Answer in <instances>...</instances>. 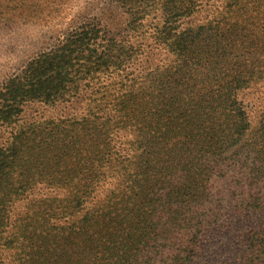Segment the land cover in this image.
<instances>
[{
  "label": "rangeland",
  "instance_id": "obj_1",
  "mask_svg": "<svg viewBox=\"0 0 264 264\" xmlns=\"http://www.w3.org/2000/svg\"><path fill=\"white\" fill-rule=\"evenodd\" d=\"M192 29L199 36L183 51L177 38ZM80 31L88 34L65 46L76 58L53 62L55 72L69 65L81 72L70 90L53 101H27L14 122H0V168L10 160L11 135L19 126L35 124L41 135H56L37 156L46 158L45 165L28 158L34 169L22 180L13 172L0 177V264H40L32 256L47 228L56 238L86 226L110 229L132 212L124 205L131 194L154 198L179 187L180 176L158 164L179 165L182 177L191 149L229 132L222 114L231 107L220 91L233 78L235 86L248 82L236 99L249 127L232 145L223 144L217 155L223 164L198 192L207 216L220 215L186 264H244L247 234L264 233V151L262 159L252 152L264 149V0H0V86ZM79 75L84 78L77 80ZM66 82L53 83L62 88ZM127 90L132 94L124 117L132 126H112L108 145L93 144V121L111 117L113 123L115 111L105 105ZM165 148L184 153H177L176 162L151 153ZM240 149L247 150L243 157L230 158ZM128 175L131 183L122 194ZM90 250L81 257L100 254V248ZM125 251L111 264L131 263ZM62 252L46 264H97Z\"/></svg>",
  "mask_w": 264,
  "mask_h": 264
},
{
  "label": "trees",
  "instance_id": "obj_2",
  "mask_svg": "<svg viewBox=\"0 0 264 264\" xmlns=\"http://www.w3.org/2000/svg\"><path fill=\"white\" fill-rule=\"evenodd\" d=\"M169 1L175 3L181 0ZM189 31L183 34V38H177L180 42L177 46L183 51H190L192 49L189 47L190 44L199 36L197 30L192 29ZM87 34L88 31H80L75 34L78 35L77 39H72L74 35H70L57 48L46 52L42 57L33 59L23 74L12 77L0 86L1 124L10 125L14 122L22 111L23 104L27 101H53V99L56 100L63 97L70 90L72 87L70 84L74 82L75 74L78 75L81 72L72 71V68H69L71 65L64 66L65 68L61 67L55 72L56 66H53V62L64 65L70 62V59L76 58L77 54L67 53L65 46L68 43L71 46H76ZM74 52H79V50L75 48ZM102 56L98 55L97 59ZM85 70L87 72L91 71L90 69ZM96 71L98 70L96 69L92 72ZM83 78L80 75L77 76V80ZM55 81H58V83L68 81V83H64L61 88L57 85L58 83H53ZM234 81L238 83V78L236 80L233 78L225 87L223 86L224 91H220L223 95L224 103L231 107L226 116L222 114L225 120L222 123H224L225 130L227 129L229 132H217L213 138V144L205 142L206 146H197L198 148L195 149V152L191 149L190 152L192 154L188 164L182 165V177L179 165L170 163L168 159L169 156L174 157L176 162L179 151L172 148H165V151L152 150L151 153L157 152L156 154H158L160 152L169 161L167 164L160 162L158 165L171 168L180 176L182 183L179 187L176 188L171 185L172 191L167 189L163 196L154 198L148 197L146 199L144 194L137 192L131 194L129 200L124 202V205L132 212L124 213L122 220L114 224L110 228L111 230L108 227L98 229L95 225L94 227L86 226V228H81L76 233L71 232V230L68 232L62 231L59 237L56 238L55 235L49 234L52 229L47 228L48 234L43 236L42 239H38V250L32 256V261L46 264L51 255L59 253L60 249H63L62 255L66 258L76 255L78 258H86L93 263L111 264L110 258L119 257L121 250L125 249L124 255L131 261V263L128 262L129 264H186L197 253L200 241L207 233V227L220 215L216 213L207 216L200 207L203 205L204 200H201L202 198L198 192H201L210 183L209 179L215 166L223 164L222 158L217 156L218 152L225 148L226 145L223 144L230 142L229 145H232L234 143L233 140H238L239 136L244 135L242 133H245L249 127L248 115L241 102L236 99L237 90L248 82L245 81L240 86H235ZM131 94L132 91H123L120 95H114L109 101L110 103L105 105L106 107L112 105L110 110L115 111V115H113L115 118L113 123L111 122V117H108V120L93 121L96 129H94L92 136L89 138L93 144L108 145L107 133L113 129L112 126L126 128L132 126L133 120L124 117L128 102L131 100ZM215 101V103L219 101V96L216 97ZM34 125L19 126L12 133L11 148L8 154L10 160L0 168V177L13 172L15 176H20L22 180L24 176H27L34 169L28 158H33L35 163L38 161L39 165L37 167L46 164L44 163L46 158L41 161L37 156L44 154V149L47 145L54 144L56 135H41L39 129L36 130L39 125ZM104 126H107V128ZM260 128L254 129L251 137L257 134ZM263 151V148L252 150L255 153L254 156L261 159L263 158L261 155ZM241 152L246 153L247 150H237L233 152L234 156L230 158H235L238 154V160L243 157ZM182 153L184 152H179V154ZM135 171L134 175H136ZM196 174H199V176L197 177ZM124 179L123 187L120 190L123 191L125 189L122 194H125L131 183L129 175L125 176ZM50 185H53V183ZM144 193H146L145 189ZM89 194L86 193L85 195L88 196ZM134 197L137 200L134 202H132L133 200L130 201V198L134 199ZM69 200L71 199L68 198L66 202ZM81 200L82 198L78 199L76 204H80ZM261 230L256 229L247 234L248 240L244 250V252H247L243 255L244 264H260L264 261V233ZM107 245L109 247H106ZM46 246L52 247V251H47ZM97 248H100V254H96V258L81 257L85 253H90L91 255L90 249L95 252Z\"/></svg>",
  "mask_w": 264,
  "mask_h": 264
}]
</instances>
